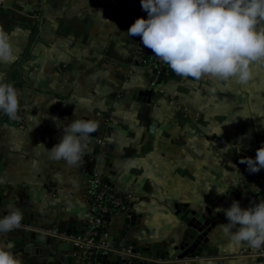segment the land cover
I'll use <instances>...</instances> for the list:
<instances>
[{"label":"crops","instance_id":"1","mask_svg":"<svg viewBox=\"0 0 264 264\" xmlns=\"http://www.w3.org/2000/svg\"><path fill=\"white\" fill-rule=\"evenodd\" d=\"M137 10L136 0H0V27L17 57L0 72L18 89L25 117L23 126L0 121V218L13 204L42 232L82 236L86 181L96 168L132 199V224L120 214L106 222L102 237L111 244L124 237L139 248L159 246L166 257L150 264H264L257 249L231 241L219 227L229 221L216 211L237 200L250 207L258 188L240 159H254L264 146V63L251 65L244 86L182 77L168 67L162 86L153 87V68L133 55L136 47L141 58L152 50L127 35ZM77 118L100 127L81 161L69 166L48 149ZM252 174L264 181V168ZM217 188L227 191L218 195ZM198 217L208 224L207 242L200 257H182L186 220ZM18 232L0 233V244H13L23 264H58L47 249L17 247ZM80 251L76 245L67 255Z\"/></svg>","mask_w":264,"mask_h":264},{"label":"clouds","instance_id":"2","mask_svg":"<svg viewBox=\"0 0 264 264\" xmlns=\"http://www.w3.org/2000/svg\"><path fill=\"white\" fill-rule=\"evenodd\" d=\"M141 6L148 18H137L127 35L141 37L142 44L179 76L195 80L208 76L244 86L252 79L251 65L264 63V0H141ZM16 59L11 36L0 27V64ZM6 75L0 72V111L17 120L20 95ZM99 127L96 119L72 120L64 126L60 142L48 149L51 159L77 165ZM240 163L258 173L264 168V146L254 159L244 157ZM226 191L217 188L218 195ZM216 211L224 212L229 222L219 227L235 244L246 242L257 250L264 246V200L246 209L237 200ZM23 219V210L9 204L7 215L0 218V233L21 228ZM13 247L0 244V264H23Z\"/></svg>","mask_w":264,"mask_h":264},{"label":"built area","instance_id":"3","mask_svg":"<svg viewBox=\"0 0 264 264\" xmlns=\"http://www.w3.org/2000/svg\"><path fill=\"white\" fill-rule=\"evenodd\" d=\"M136 1L138 6L137 17L147 19L148 14L142 9L141 0ZM137 40L138 43L142 42L141 37L137 38ZM139 49V47L134 48V57L139 58L141 65L153 68V87L160 88L169 75V66L163 63L153 52L146 58H141L139 56ZM18 116L19 119L12 120L0 111V121L5 120L12 124L23 126L25 117L22 107L18 111ZM97 143L100 146L104 141L99 139ZM245 176L255 178L258 184L257 190L250 197V206L252 202L259 203L261 200H264V181L258 175L253 176L249 171L245 173ZM84 204L87 211V229L82 236L72 238L77 242L75 245L81 249L80 252H74L73 256H75L80 264H96V257L100 250L107 253L112 249L111 244L102 237L107 222V215L120 214L126 218H131V213L133 212L132 199L129 196L118 194L103 179L101 174L97 173L96 168H93L91 176L87 177ZM126 252L130 253V248L126 249ZM258 253L264 258V246L258 249Z\"/></svg>","mask_w":264,"mask_h":264},{"label":"water","instance_id":"4","mask_svg":"<svg viewBox=\"0 0 264 264\" xmlns=\"http://www.w3.org/2000/svg\"><path fill=\"white\" fill-rule=\"evenodd\" d=\"M149 92H151V90ZM110 217L111 215H107L106 221H109ZM134 218V213L132 212L131 218L125 219L126 225L132 224V221L135 220ZM186 222L188 230L185 232L184 240L182 241L179 250L182 251V257L198 258L207 242L208 224L206 223L205 218H194L193 221L191 220L190 222L186 220ZM25 226H27V228ZM16 230L19 232L12 236V240L17 247L25 248L31 254L38 252L43 253L45 249H47L53 259L57 257L58 264H76L77 259L75 256L67 255V253L75 250V244L77 243L71 238V231H67L65 236L42 232L40 227L37 226V221L34 217L29 216V214L26 213H24L21 228ZM126 232L127 229H124L121 230L119 234L125 235ZM39 236H45L46 239L42 241V238H39ZM117 241L119 245L116 247ZM35 243H40L41 247L34 246ZM111 246L112 249L107 253H104L102 250L98 252L96 257L97 262L102 264H150L154 259L162 260L166 257L165 252H161V248L157 245L149 248H139L137 243L133 241H125L124 237L115 238ZM126 247L130 248V253L126 252ZM50 264H52V262Z\"/></svg>","mask_w":264,"mask_h":264}]
</instances>
